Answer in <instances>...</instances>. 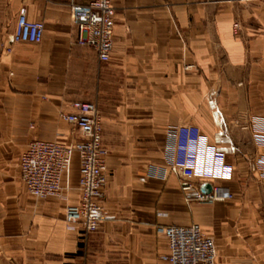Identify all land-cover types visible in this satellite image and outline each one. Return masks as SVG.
Listing matches in <instances>:
<instances>
[{
  "label": "crops",
  "instance_id": "0c3cea01",
  "mask_svg": "<svg viewBox=\"0 0 264 264\" xmlns=\"http://www.w3.org/2000/svg\"><path fill=\"white\" fill-rule=\"evenodd\" d=\"M87 1L0 0V264H162L168 242L157 228L192 225L215 241L216 264H264L250 129L264 115V0H113L107 63L75 44L71 5ZM23 7L45 24L40 44L13 42ZM76 102L97 103L109 150L106 220L86 237L66 222L79 155L67 199L37 200L19 167L33 140L79 139L59 117ZM182 125L200 128L234 166L233 180L211 182L221 199L199 201L204 181L171 170L169 132Z\"/></svg>",
  "mask_w": 264,
  "mask_h": 264
},
{
  "label": "built area",
  "instance_id": "2783aa9c",
  "mask_svg": "<svg viewBox=\"0 0 264 264\" xmlns=\"http://www.w3.org/2000/svg\"><path fill=\"white\" fill-rule=\"evenodd\" d=\"M115 16L113 0H88L71 5L75 44L94 50L101 63L112 58ZM234 27L237 32L239 24ZM44 34L45 24L29 20L26 8H21L13 42L40 44ZM59 117L76 129L79 139L72 143L33 140L21 156V180L37 200L67 199L72 191L68 184L70 170L73 158L78 154L80 177L75 190L78 203L67 209L66 222L71 227L81 226L82 236L86 237L98 232L106 220L104 201L108 186L109 150L103 143L102 119L97 103L76 102L71 112H62ZM250 129L258 150L255 170L264 182V115L252 116ZM169 133L170 140L176 145L171 164L173 172L186 181L196 178L204 183L233 180L234 166L200 128L182 125ZM185 186H188L187 182ZM197 198L208 202L222 197L200 194ZM157 233L168 242V253L160 257L162 264H216L217 245L200 226H160Z\"/></svg>",
  "mask_w": 264,
  "mask_h": 264
},
{
  "label": "water",
  "instance_id": "95a60500",
  "mask_svg": "<svg viewBox=\"0 0 264 264\" xmlns=\"http://www.w3.org/2000/svg\"><path fill=\"white\" fill-rule=\"evenodd\" d=\"M201 192L204 194H212L213 193V185L211 183H204L201 186Z\"/></svg>",
  "mask_w": 264,
  "mask_h": 264
}]
</instances>
